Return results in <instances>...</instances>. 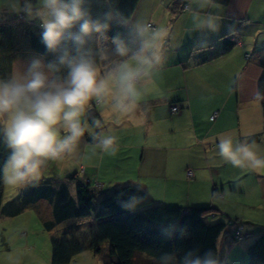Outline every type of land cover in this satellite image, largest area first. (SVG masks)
I'll return each mask as SVG.
<instances>
[{
	"label": "crops",
	"instance_id": "0c3cea01",
	"mask_svg": "<svg viewBox=\"0 0 264 264\" xmlns=\"http://www.w3.org/2000/svg\"><path fill=\"white\" fill-rule=\"evenodd\" d=\"M174 1L140 0L136 9L138 16L141 6L151 4L147 19L171 29L167 61L142 102L147 110L143 124L136 126L94 106V116L104 121V127L96 131L116 136L119 148L114 156L103 154L85 133L79 157L72 160L77 163L73 170L76 179L69 183V189L75 193L77 180L97 181L106 192L131 184L168 207L186 211L211 205L219 211V218L238 221L247 242L264 234V169L234 168L219 155L218 144L224 137L234 142L254 141L253 150L264 157V105L255 99L264 83V0L216 4L209 11L222 17L221 28L207 37L192 31L189 0L188 10L180 6L178 13L173 11ZM186 36L190 44L184 46L182 39ZM34 60L48 64L42 56L24 50L15 58L13 73ZM173 106L178 107L177 113L171 112ZM90 112L86 114L89 125ZM214 114L216 119L210 121ZM79 167L83 169L82 178L76 175ZM189 171L191 177H187ZM51 181L57 188L66 180ZM16 217L0 212V222ZM75 223L70 220L47 232L51 233L50 240L64 238V230ZM4 230L0 225V231ZM52 232L57 235L52 236ZM91 232L95 233V226L88 221L67 236L84 243L82 252L69 264H102L91 249ZM15 236L12 241L2 238L0 232V264H51L50 241L45 259L29 229ZM227 239V235L221 239L224 249Z\"/></svg>",
	"mask_w": 264,
	"mask_h": 264
},
{
	"label": "clouds",
	"instance_id": "9594fccd",
	"mask_svg": "<svg viewBox=\"0 0 264 264\" xmlns=\"http://www.w3.org/2000/svg\"><path fill=\"white\" fill-rule=\"evenodd\" d=\"M105 2L109 11L101 20L93 19L87 0H4L9 12L39 22L46 53L56 54L47 65L34 60L0 77V143L8 150L0 179L14 191L37 186L50 162L77 159L85 133L101 153L116 155L117 137L96 131L104 127V121L94 117L89 125L86 114L94 106L136 126L144 122L147 110L142 102L167 61L171 29L143 19L129 21L113 10L111 0ZM215 6L216 0H189L192 31L205 37L220 31L222 17L209 11ZM111 22L123 28L111 37L119 58L115 60L109 59L107 50L94 53L89 43L93 33L108 39ZM97 57L107 63L102 66ZM255 99L264 100V92L257 90ZM254 147V141L219 138V155L234 168L264 169V157ZM147 196L133 192L119 203L131 211ZM174 233V225L162 229L166 237ZM197 253L196 249L183 256L165 252L158 264H222L218 250Z\"/></svg>",
	"mask_w": 264,
	"mask_h": 264
},
{
	"label": "trees",
	"instance_id": "16d2710c",
	"mask_svg": "<svg viewBox=\"0 0 264 264\" xmlns=\"http://www.w3.org/2000/svg\"><path fill=\"white\" fill-rule=\"evenodd\" d=\"M229 1L216 0V4L227 5ZM139 2L140 0H111L113 10L129 21ZM186 2L187 0L174 1L173 11L178 13L177 10H181V7L183 9ZM86 6L89 7L93 19L102 20L103 13L109 11V4L105 0H87ZM19 15L6 24L0 22V77L13 73L15 58L24 50L42 56L47 63L56 59V54L46 53V46L41 41L43 29L36 23L27 21L23 15V19H20ZM118 31L123 32V28L111 22L106 33L108 39H102L100 34L93 33L89 43L94 53L104 49L109 53L110 60L119 59L114 53V45L111 44V37ZM97 61L99 64L107 63L99 61L98 57ZM61 73L65 74L66 69L62 68ZM260 89L264 92V83L260 84ZM262 101L264 105V100ZM94 117L96 118L94 114L89 116L91 123ZM7 155L8 150L0 143V168L3 167ZM75 179L76 176L72 175L59 183L57 188L51 180L41 181L35 187L24 188L19 195L5 204L3 181L0 179L1 215L16 217L33 209L46 232H51L61 223L70 220L76 222L64 230V238H51V264H69L82 252L84 243L76 238L68 239L67 236L78 232L81 225L88 221L95 226V233L91 232L89 236L92 238L91 249L102 264H135V259H145L146 264H158L162 253L175 252L178 256H183L191 249L198 250L197 254L200 255L208 249L218 250L222 264H226V251L233 248L240 250V245L244 243L248 264H264V234L246 242L247 237L242 234L238 221L219 218V211L211 205L192 207L184 211L179 207L158 204L148 195L136 209L129 211L123 209L119 201L127 200V194L133 192L144 196L147 192L143 188L139 187L140 190L136 191L137 186L124 184L102 192L101 188H92L90 183L77 180L73 196L70 195L69 183ZM169 225L175 227L171 238L162 234V229ZM226 235L228 239L225 249L220 251L221 239ZM239 237L243 239L239 240Z\"/></svg>",
	"mask_w": 264,
	"mask_h": 264
},
{
	"label": "rangeland",
	"instance_id": "374dc122",
	"mask_svg": "<svg viewBox=\"0 0 264 264\" xmlns=\"http://www.w3.org/2000/svg\"><path fill=\"white\" fill-rule=\"evenodd\" d=\"M3 5H4V0H0V22L6 24L10 20L16 19V17H18L19 14H14V13L9 12L8 9L6 7H4ZM150 10H152V5L151 4H148V5L144 4L143 6H141L139 8L140 13L138 16L136 15L137 10L135 11L131 21L135 17H137L136 19L146 20L147 22L153 24V26H156L154 21H150L149 19H147L149 17ZM22 15L24 16V14H22ZM24 18H25V16H24ZM30 22H34L37 25H39L38 21H30ZM18 23H20V22L18 21ZM237 33H239V32H237ZM174 41L175 40H173L172 42L174 43ZM182 41L184 43V46H185L186 42L188 44H190V37L186 36L184 39H182ZM173 46H175V43ZM76 165H77V163H73L72 160L61 161V162H50L48 164V166L46 167V169L44 170V174H43L40 181H42L43 179L44 180H47V179H50V180H59V179L60 180H67V178H69L70 174H72V175L74 174L73 170L76 169ZM77 172L78 173L76 175L78 177L82 178L83 169H81V167H79ZM83 181L86 182V180H83ZM89 182L92 185V188H96V189H97V187L102 188V185H100V183L97 181H89ZM2 190H3V204L12 200L14 197L19 195V193L21 192V189L14 191L13 189H11L9 186L5 185L4 183H3V189ZM102 192H106V191H102ZM1 222H0V225L5 228L4 231H0L1 237L2 238H8L9 240H12V241L16 240L15 234H21V232H26V229H29L30 234L32 236L35 235V237L37 238L36 243L38 244L39 248L41 249V252L44 253L45 259H47V253H48V249H49L48 245L50 244L49 241H50L51 233L49 234L47 232H44V230L42 229L43 226H42V223L40 221V218L37 215L35 210H33V209L27 210L14 219L4 220V222H2V223ZM11 235L12 236L14 235L13 239L11 238ZM56 235H57V232H52V236H56ZM21 236H23V235H21ZM19 238H21V237H19ZM243 245H246V243H244L240 246V249H242V252H240V250L236 252V250H238V248L236 250H233V251L232 250L226 251V255H227L226 261H225L226 264H248V258H247V255L245 253V250L243 249ZM221 249H222V247H220V251H222ZM220 254H221V252H220ZM146 261L147 260H145V259H135V264H146Z\"/></svg>",
	"mask_w": 264,
	"mask_h": 264
},
{
	"label": "built area",
	"instance_id": "2783aa9c",
	"mask_svg": "<svg viewBox=\"0 0 264 264\" xmlns=\"http://www.w3.org/2000/svg\"><path fill=\"white\" fill-rule=\"evenodd\" d=\"M183 10H188V8L185 6V7L183 8ZM19 18H20V19H23L22 15H19ZM246 57L249 58L250 56L247 55ZM171 112H172V113H177V112H178V107H177V106H173V107L171 108ZM93 114H94V109H91L90 115H93ZM216 117H217V114L212 115V116L210 117V121H214V120L216 119ZM191 176H192V173H191V171H189V172L187 173V177H191ZM86 183H90V182H87V181H86ZM95 186H96V185H95ZM97 186H98V185H97ZM97 189H100V187H97ZM237 234H238V236H239V231H237ZM238 239H239V240H242L243 238L239 237Z\"/></svg>",
	"mask_w": 264,
	"mask_h": 264
}]
</instances>
